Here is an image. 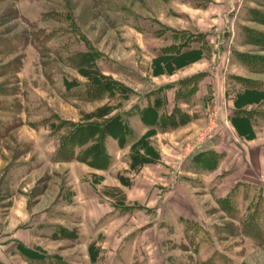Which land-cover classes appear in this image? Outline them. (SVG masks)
<instances>
[{"label":"rangeland","instance_id":"obj_1","mask_svg":"<svg viewBox=\"0 0 264 264\" xmlns=\"http://www.w3.org/2000/svg\"><path fill=\"white\" fill-rule=\"evenodd\" d=\"M0 264H264V0H0Z\"/></svg>","mask_w":264,"mask_h":264},{"label":"trees","instance_id":"obj_2","mask_svg":"<svg viewBox=\"0 0 264 264\" xmlns=\"http://www.w3.org/2000/svg\"><path fill=\"white\" fill-rule=\"evenodd\" d=\"M187 53H189V52H185V51H183L182 50V48H180L179 49V51L178 52H175V53H171V54H167V55H165V57H168V58H181V57H184V56H186V54ZM95 85H101V83H96L95 82ZM105 86V88H107L108 87V85L107 84H105L104 85ZM249 91H251L252 93H256V92H258L257 91V89H252V88H250L249 89ZM152 110V109H151ZM150 110V111H151ZM151 113H153V111L151 112ZM154 114H152V116H153ZM156 118V116L154 115L153 116V119H155ZM242 119L245 121V122H247L248 124H250L251 125V119H249L248 117H242ZM116 124H117V127H118V131H119V135L118 136H120L121 134H123V133H121V131H123L124 129H125V125H123L121 122H120V120H117L116 121ZM123 136V135H122ZM87 141V140H86ZM85 141V142H86ZM140 143V142H139ZM138 143V144H139ZM96 147H98V146H96ZM95 147V148H96ZM104 154V151H103V147L101 146V148H97V149H94V151H92V153L90 154L89 153V156L90 157H85V156H83V157H81V160L82 161H84V162H89V164L90 165H96V166H103L104 165V163L103 162H105V161H103V156H105V155H103ZM100 161H102V162H100ZM99 162V163H98Z\"/></svg>","mask_w":264,"mask_h":264},{"label":"crops","instance_id":"obj_3","mask_svg":"<svg viewBox=\"0 0 264 264\" xmlns=\"http://www.w3.org/2000/svg\"><path fill=\"white\" fill-rule=\"evenodd\" d=\"M251 121H253V120H251Z\"/></svg>","mask_w":264,"mask_h":264}]
</instances>
